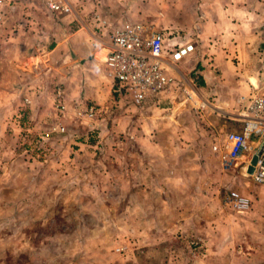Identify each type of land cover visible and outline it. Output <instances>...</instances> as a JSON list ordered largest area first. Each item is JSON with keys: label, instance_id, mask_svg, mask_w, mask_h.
<instances>
[{"label": "rangeland", "instance_id": "rangeland-1", "mask_svg": "<svg viewBox=\"0 0 264 264\" xmlns=\"http://www.w3.org/2000/svg\"><path fill=\"white\" fill-rule=\"evenodd\" d=\"M49 1L2 0L0 264H264V187L244 172L260 138L249 134L230 171L213 151L253 123L248 98L228 114L203 98L199 72L214 71L196 51L170 69L192 100L176 87L140 107L112 90L96 98L103 80L65 88L55 70L41 88L14 68L22 50L12 42L49 46L81 29L106 52L125 22L164 33L170 47L196 44L198 2L58 0L69 11L56 13ZM230 191L249 200L247 212L225 204Z\"/></svg>", "mask_w": 264, "mask_h": 264}, {"label": "crops", "instance_id": "crops-1", "mask_svg": "<svg viewBox=\"0 0 264 264\" xmlns=\"http://www.w3.org/2000/svg\"><path fill=\"white\" fill-rule=\"evenodd\" d=\"M190 1L198 2L197 15L201 16L195 51L198 59L214 71L212 74L205 68L199 72L203 75V81L199 80L203 98L212 100L220 113L228 114L237 110L242 97L264 95V0ZM80 32L81 29L70 32L67 39H57L49 46L41 42L32 47L26 44L23 48L12 42V49L22 50L20 57L15 59L14 68L20 69L18 71L24 73L26 80H30L31 75L37 76L42 82L41 88L47 87L45 80L56 70L65 88L79 90L82 78L91 80L93 77L105 82L104 93L98 95L96 92L95 97L110 94L112 81L103 63L105 48L102 49V43L92 39L89 33L87 37L94 42ZM86 83L89 84L88 80ZM25 87L12 89V95H17L19 90L25 92ZM91 97L94 96L91 94ZM248 99L242 101V105L247 107Z\"/></svg>", "mask_w": 264, "mask_h": 264}, {"label": "built area", "instance_id": "built-area-1", "mask_svg": "<svg viewBox=\"0 0 264 264\" xmlns=\"http://www.w3.org/2000/svg\"><path fill=\"white\" fill-rule=\"evenodd\" d=\"M47 5L52 12L69 11V5L65 2L49 1ZM1 8L2 0L0 13ZM167 39L161 32L141 23L125 22L113 31L103 63L112 81L114 95L140 107L154 99L160 102L177 87L185 101L192 100L194 91L184 87L185 79L182 76H171L170 69L189 58L195 52V45L187 42L170 47L167 46ZM57 94L61 95L60 90ZM204 106L205 103H201V107ZM94 111L95 108L90 107L88 115L92 117ZM246 112L253 123H248L243 133H227L222 145L214 146L213 151L219 153L223 170L230 171L241 163L247 153L249 134L258 135L260 141L244 170L247 173L255 157L252 173L247 174L256 185L264 186V96L249 98ZM225 204L236 214H243L249 209V200L237 191L228 193Z\"/></svg>", "mask_w": 264, "mask_h": 264}, {"label": "water", "instance_id": "water-1", "mask_svg": "<svg viewBox=\"0 0 264 264\" xmlns=\"http://www.w3.org/2000/svg\"><path fill=\"white\" fill-rule=\"evenodd\" d=\"M255 161H256V158L254 157L252 159V161H251V166L248 168V171H247L248 174H251L252 173V169H253V166L255 164Z\"/></svg>", "mask_w": 264, "mask_h": 264}, {"label": "trees", "instance_id": "trees-1", "mask_svg": "<svg viewBox=\"0 0 264 264\" xmlns=\"http://www.w3.org/2000/svg\"><path fill=\"white\" fill-rule=\"evenodd\" d=\"M161 33H162V32H161ZM162 34H164V33H162ZM194 45H195V49H196V48H197V43L194 44ZM115 97L118 98L116 95H115ZM155 101H156V100L154 99V100H152V101H149V102L144 103L143 105H146V104H149V103H155ZM128 103H131V102L128 101ZM131 104H132V103H131ZM143 105H142V106H143Z\"/></svg>", "mask_w": 264, "mask_h": 264}]
</instances>
